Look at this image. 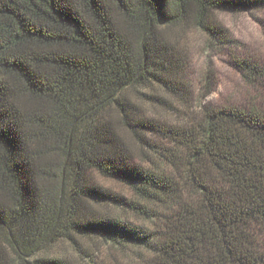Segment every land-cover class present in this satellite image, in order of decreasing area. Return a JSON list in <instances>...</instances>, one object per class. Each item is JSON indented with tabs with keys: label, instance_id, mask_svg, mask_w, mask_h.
<instances>
[{
	"label": "trees",
	"instance_id": "1",
	"mask_svg": "<svg viewBox=\"0 0 264 264\" xmlns=\"http://www.w3.org/2000/svg\"><path fill=\"white\" fill-rule=\"evenodd\" d=\"M245 5L0 0V264H70L45 249L84 253L81 236L122 249L116 264H264V60H236L246 104L216 105L180 45Z\"/></svg>",
	"mask_w": 264,
	"mask_h": 264
},
{
	"label": "rangeland",
	"instance_id": "2",
	"mask_svg": "<svg viewBox=\"0 0 264 264\" xmlns=\"http://www.w3.org/2000/svg\"><path fill=\"white\" fill-rule=\"evenodd\" d=\"M246 3L237 8L215 10V21L221 27L217 37L208 36L196 28L181 32L180 45L189 54L186 80L192 85L198 99L205 93L210 78L213 91L205 97L206 102L244 105L250 100L252 90L236 60H264V0H246ZM93 175L99 185L135 199L132 188L122 181L104 178L98 173ZM113 208L121 211L118 207ZM121 214L136 225L151 226L134 212L122 211ZM78 239L86 252H79L68 240L50 245L45 252L64 257L70 264H116L113 258L120 259L123 256L122 249L103 244L96 237L81 236ZM85 253H91L92 256H86Z\"/></svg>",
	"mask_w": 264,
	"mask_h": 264
}]
</instances>
